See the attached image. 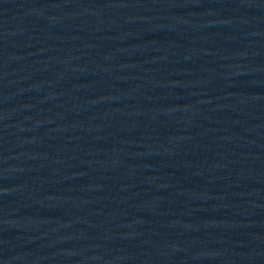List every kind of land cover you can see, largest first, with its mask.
<instances>
[{"label": "water", "instance_id": "95a60500", "mask_svg": "<svg viewBox=\"0 0 264 264\" xmlns=\"http://www.w3.org/2000/svg\"><path fill=\"white\" fill-rule=\"evenodd\" d=\"M87 264H264V23L176 124Z\"/></svg>", "mask_w": 264, "mask_h": 264}]
</instances>
